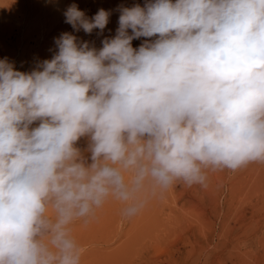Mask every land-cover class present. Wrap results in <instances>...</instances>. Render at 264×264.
Instances as JSON below:
<instances>
[{"label": "clouds", "instance_id": "9594fccd", "mask_svg": "<svg viewBox=\"0 0 264 264\" xmlns=\"http://www.w3.org/2000/svg\"><path fill=\"white\" fill-rule=\"evenodd\" d=\"M110 14L64 12L87 34ZM118 24L99 49L62 33L30 72L0 60V264H81L72 225L109 199L132 218L176 182L264 163V0H148Z\"/></svg>", "mask_w": 264, "mask_h": 264}, {"label": "rangeland", "instance_id": "374dc122", "mask_svg": "<svg viewBox=\"0 0 264 264\" xmlns=\"http://www.w3.org/2000/svg\"><path fill=\"white\" fill-rule=\"evenodd\" d=\"M147 2L0 0V60L7 59L16 70L30 72L56 54L55 40L64 32L99 49L105 38L116 35L121 7H143ZM72 4L89 18L99 9L109 11L104 31H75L64 16ZM145 39H134L132 46L138 48ZM88 143V138L82 137L76 145L85 157L90 156ZM206 176L205 185L176 182L164 191L150 193L143 209L132 218H124L123 205L109 199L92 217L77 220L72 231L86 236L77 240L82 254L91 249L96 252L82 261L107 264L112 257L108 252L121 241L132 239L130 264H264V163L253 162L236 171L209 169ZM151 233L170 236L154 240ZM171 252L175 259H169Z\"/></svg>", "mask_w": 264, "mask_h": 264}, {"label": "bare ground", "instance_id": "6f19581e", "mask_svg": "<svg viewBox=\"0 0 264 264\" xmlns=\"http://www.w3.org/2000/svg\"><path fill=\"white\" fill-rule=\"evenodd\" d=\"M71 33V32H70ZM73 233V236L75 237L76 240H80L82 238H85L86 236L83 237V234L81 232H75V231H72ZM120 234V233H119ZM127 234V233H126ZM124 235V234H123ZM151 237L154 239V240H159L160 238H168L170 235L168 233H151L150 234ZM91 237V236H90ZM119 238V237H118ZM126 239V238H125ZM129 239V238H128ZM121 240V239H120ZM132 239L130 240H127V241H119L120 243H118L116 246H115V249L112 248L111 251H109L108 253H110L109 255L112 257L110 258L111 261H108L107 264H130L131 262L128 261V257H129V247L132 243ZM161 241V240H160ZM159 245V244H158ZM169 247V246H168ZM160 247H157L158 250H160L159 253H162L161 252V249H159ZM162 248V247H161ZM167 248V247H166ZM111 249V248H110ZM163 249V248H162ZM169 250V249H168ZM166 250V251H168ZM165 251V252H166ZM176 251V250H175ZM91 254H96V252L94 250H90L84 254H82V258L84 259V257L86 258L88 255H91ZM165 254V253H164ZM169 254V259H175V253L174 252H171V253H168ZM177 254V253H176ZM99 258H102L104 259V255L102 256V254L99 256ZM160 259V258H159ZM105 261V260H103ZM168 261V260H167ZM81 264H87L86 263V260L82 261Z\"/></svg>", "mask_w": 264, "mask_h": 264}]
</instances>
